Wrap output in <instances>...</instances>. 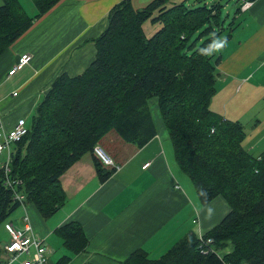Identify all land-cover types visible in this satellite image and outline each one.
<instances>
[{
    "label": "trees",
    "instance_id": "obj_1",
    "mask_svg": "<svg viewBox=\"0 0 264 264\" xmlns=\"http://www.w3.org/2000/svg\"><path fill=\"white\" fill-rule=\"evenodd\" d=\"M0 1L1 54L59 0H31L33 15L19 0ZM131 1L111 8L107 28L95 39L93 61L77 76L53 79L26 134L14 143L7 176L18 183L9 187L0 169V223L28 203L44 218L53 215L65 198L60 175L84 153L93 154L108 132L138 147L150 141L157 133L149 104L155 97L174 159L200 204L222 196L229 211L206 232H187L156 259L139 248L117 264H264V150L251 155L243 146V126L209 107L219 60L211 52L231 33L218 40L225 28L221 5L166 7L167 0H151L135 9ZM150 19L161 26L146 37L143 25ZM93 156L104 181L115 163L105 166ZM54 231L72 253L87 246L76 222ZM228 243L232 250L221 255ZM68 259L64 255L57 264Z\"/></svg>",
    "mask_w": 264,
    "mask_h": 264
},
{
    "label": "crops",
    "instance_id": "obj_2",
    "mask_svg": "<svg viewBox=\"0 0 264 264\" xmlns=\"http://www.w3.org/2000/svg\"><path fill=\"white\" fill-rule=\"evenodd\" d=\"M19 1L29 15L35 13L31 0ZM25 1L34 8L31 13L24 6ZM120 1L59 0L1 52L0 121L6 130L19 118H24L27 125L55 77L63 73L77 76L90 65L96 51L95 39L107 28L109 11ZM131 2L135 9L148 4L140 0ZM181 2L170 0L164 5L171 7ZM241 11L252 16L246 24L252 31L244 33L226 57L232 32L226 43L217 44L222 47L215 67L216 81L227 82L230 78L235 82L232 102L253 88L262 91L257 100L264 101V71H256L257 65L264 66V0H253L248 9L237 12ZM160 26L159 22L147 20L143 25L145 36L150 37ZM24 53L31 56L29 63L8 75ZM255 76L260 82H252ZM154 100L157 111L151 109ZM149 104L157 133L145 145L138 147L126 142L114 131L102 138L115 163L114 172L106 180H99L94 156L86 152L60 175L59 186L65 198L53 215L44 218L34 204L28 203L0 223V264L7 258L2 249L8 230L11 225L21 226L25 214L35 233L43 238L46 264H57L64 255L69 256L66 264H117L139 248L156 259L187 232L200 235L220 222L229 211L227 202L217 196L207 205L200 204L193 184L174 159L156 98H150ZM260 126L264 128L262 121L247 135L246 142L248 136L261 131L257 128ZM145 163L149 164L143 167ZM193 219L198 222L193 224ZM70 222L78 223L88 240L86 248L78 253L69 251L54 231ZM231 250L228 245L221 255Z\"/></svg>",
    "mask_w": 264,
    "mask_h": 264
},
{
    "label": "rangeland",
    "instance_id": "obj_3",
    "mask_svg": "<svg viewBox=\"0 0 264 264\" xmlns=\"http://www.w3.org/2000/svg\"><path fill=\"white\" fill-rule=\"evenodd\" d=\"M140 1L144 4H147L148 2V0H140ZM169 1L170 0H167V4H169ZM173 1L179 2L180 0H173ZM183 2L189 8H196L200 6L203 7L205 5L207 7V5H212V4L216 5L217 3L221 5L220 11L224 18L225 28L223 32L218 36V40L222 39L226 33L232 32V41H230L227 46V50L225 51V55H224L225 57L230 53V51L233 50V48L235 47V42L238 39L244 38V33H251L252 31V27H247L246 25L247 21L252 17L249 14V12L248 11L246 12L241 11L240 13L237 12L238 10L241 9L240 5L242 3V0H183ZM24 6L27 8V10L30 13L34 10V8L26 1L24 2ZM231 27L233 31L231 30ZM179 35L181 34L179 33ZM197 36L198 35H193L190 41H187L188 46L191 45L190 42L194 41ZM225 41L226 39H224L222 42H225ZM217 44L214 46L211 52L212 55L213 53H215V57L219 55L220 49L222 47V46L219 47V45ZM196 46H199V45H196ZM196 46H193L192 48H196ZM256 71L257 73L264 71V66H262V64L257 65ZM250 72L252 71L250 70ZM215 73H218L217 69L215 70ZM228 79L229 80L227 82H218V83L217 81L215 82V85H214L215 91L210 99L209 107L213 112L217 113L218 115H222L224 118H226L227 120L231 122H238L243 126V134L245 135V139H244L245 141L243 143V146L251 155L257 156L264 150V142H263L264 140H262L264 138V128L261 126L257 127V128H262L261 131L256 135L253 134V136H248L249 140L247 142H246V138H247V135H249L252 130H255L256 128L255 126H258L259 121H262V123H264V111H262V108L264 106V101L257 100L262 91H258L256 90V88H253L248 94H239L241 96L236 101L232 102L231 100L233 96L235 95L234 93L235 92V89H234L235 82L232 81L230 78ZM252 82L253 83L260 82V79L255 76L252 78ZM263 97L264 95L261 97V99ZM151 109H153V111L154 110L157 111L155 100L154 102L151 103ZM27 123L28 125L31 123V118L27 120ZM104 143H105L104 139L101 138L98 144H100L106 150V152L111 156V158L114 160L112 152L104 145ZM13 145H12V151H13ZM250 148H252V150H250ZM3 158H4V154H0V163ZM228 245L232 246L231 243H228ZM223 250L220 251V254Z\"/></svg>",
    "mask_w": 264,
    "mask_h": 264
},
{
    "label": "built area",
    "instance_id": "obj_4",
    "mask_svg": "<svg viewBox=\"0 0 264 264\" xmlns=\"http://www.w3.org/2000/svg\"><path fill=\"white\" fill-rule=\"evenodd\" d=\"M252 3L253 0H242L240 7L242 10H245L248 9ZM30 59L31 56L28 53L22 54L12 65L7 74L12 75L17 70L23 68L29 63ZM13 94L15 95L16 93L14 92ZM26 132L27 127L24 118H19L15 125L9 130H6L0 121V154H4L0 169H3L4 175H6L5 181L11 188H13V183H18V181L13 182L7 176L10 173L12 145L18 142ZM92 151L105 166L114 165V160L102 146L95 145ZM148 164L149 163H145L143 167H146ZM15 198L22 200L23 195L15 193ZM21 206L23 207L24 205ZM23 219L24 222L22 226L11 225L8 230L9 238L3 247L7 255L4 264H12L14 262H18L19 264H46L47 249L43 243V238L35 233L27 214H25ZM197 222V219L192 220L193 224Z\"/></svg>",
    "mask_w": 264,
    "mask_h": 264
}]
</instances>
